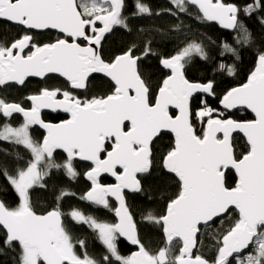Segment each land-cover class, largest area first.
<instances>
[{
  "label": "snow or ice",
  "instance_id": "6c2138e0",
  "mask_svg": "<svg viewBox=\"0 0 264 264\" xmlns=\"http://www.w3.org/2000/svg\"><path fill=\"white\" fill-rule=\"evenodd\" d=\"M172 5L156 15H171L178 22L181 15L195 8L199 19L215 21L237 33L236 44L248 46L252 34L241 19L264 12V0H250L239 5L225 0H169ZM126 0H0V20L19 26L22 31L11 41H0V87L24 86L31 77L64 78L69 89L42 88L23 101L0 97V143L23 146L29 153L22 159L8 149H0L13 163L0 160V193L11 189L16 206L0 199V255L12 253L11 264H264V50L255 55V67L247 82L227 89L215 99L214 79L191 81L186 66L196 55L208 59L202 43L188 40L173 54L158 57L167 70L161 83L153 88L142 69L144 61L157 54L147 41L143 48L135 42L118 51L107 50L110 34L117 27L131 31L124 14ZM134 16H151L152 9L136 0ZM264 25V17H260ZM55 30L59 35L50 42H39L35 33ZM217 70L235 74V65L225 62L237 49L221 43ZM93 74H102L112 83L109 94L78 96L76 90L88 91ZM45 109L68 114L58 123L45 121ZM247 109L252 119H232L228 113ZM19 114L23 123L13 126ZM202 125L198 128L197 125ZM45 130L40 141L33 139L31 128ZM234 133L242 134L246 151H237ZM174 134V143L160 157L165 176L176 179L179 189L168 198L159 215L150 210L142 222L158 226L163 246L150 252L139 234V227L126 204L125 190L142 192L141 175L150 174L156 157L154 141ZM63 150V161L55 153ZM77 161H89L84 174L91 187L80 199L97 207L110 208L109 198L118 207L117 223L100 221L81 210L68 215L97 234L105 249L99 259L90 256L86 241L74 237L65 213L58 206L67 195L61 189L57 206L38 212L33 197L46 192L53 172H63L75 180ZM236 176L232 177L231 172ZM107 173L114 184H102ZM234 179V186L229 180ZM232 211L238 218L217 234L216 254L209 260L194 254L199 236L211 231L217 220ZM123 238L136 250L124 256L118 241ZM176 245L178 251L173 254ZM79 249V250H78Z\"/></svg>",
  "mask_w": 264,
  "mask_h": 264
},
{
  "label": "trees",
  "instance_id": "16d2710c",
  "mask_svg": "<svg viewBox=\"0 0 264 264\" xmlns=\"http://www.w3.org/2000/svg\"><path fill=\"white\" fill-rule=\"evenodd\" d=\"M141 3L147 4L153 12L151 16H134L136 11V0H126V9L124 14L128 16V26L131 31H127L123 28L117 27L114 29V34H110L107 44V50L109 53L118 51L127 47L129 44L135 42L140 48L145 46L147 41H151V46L156 52L155 57H150L142 64V69L147 79L150 80L154 89L158 87L167 72L160 67L158 57L168 56L173 54L178 49L182 48L188 40H194L203 44L205 51L208 53V59L202 60L199 56H192L190 63L186 66V75L193 81H207L214 79L217 85V95L215 99L209 98L208 102L212 107H219V98L229 88L238 86L244 83L255 67V55L258 51L264 50V25L260 23V17H264V12H257L250 18L241 14V19L248 27L252 34V42L248 46L242 44H236L234 36L235 32H230L222 29L218 24L201 20L198 17L195 8H190V15H181L179 20L181 22L180 32L173 31V26L177 24V20L171 15H156L158 11H166L171 8L172 5L169 0H140ZM225 2H236L239 5L249 3L250 0H225ZM22 29L19 26L11 25L0 21V41H11L14 37L21 34ZM51 36V38H50ZM53 35H36V39L39 42H43L52 39ZM226 41L237 49L238 55H229L225 58V62L230 65H235V74L228 75L227 72H221L217 70V65L220 62L218 55L220 51L221 43ZM101 80L93 79L91 84L95 85L98 93H105V89L110 87L112 89V83L100 78ZM34 85V84H33ZM32 85V86H33ZM9 88V87H8ZM15 88V89H14ZM30 87L26 85L23 88L12 87L11 89H5L8 91H0L1 96L8 98L9 96H18L17 100L22 101L19 94L23 90H28ZM223 111L222 109H220ZM231 117L237 120L251 119L252 115L247 111H235L228 113ZM44 118L47 120H57L58 116L44 114ZM23 120L19 115L12 117V124L17 125L22 123ZM198 128H201L199 124ZM31 136L33 139L40 141L43 137V132L37 127H32ZM237 142V151H246L245 140L241 135H235ZM173 144V138L171 135H164L162 139L154 141L153 153L156 157L154 168L150 174L141 175L143 185V191L139 193H126V199L131 213L137 222L139 227V234L145 243V247L150 252H156L163 246V237L161 230L158 226L149 227L142 222V218L146 216L150 210L153 214L159 215L165 211V204L169 197L174 196L179 185L176 179L172 176H165L163 170L160 167V157L169 149ZM0 149H8L13 155H19L22 159L19 160V165L24 166V161L29 159V153L23 146H16L8 143H0ZM64 155L57 153L55 158L57 161H63ZM0 160L13 163L14 161L10 156H4L0 152ZM76 169L79 172L77 179L69 180L63 172H53L51 178L47 180L48 188L46 192H40L33 197L36 210L38 212H44L50 210L52 207L57 206L56 198L59 195L61 189L75 193L76 195H67L59 201V207L65 213V223L68 224L74 237L80 240L86 241L87 253L99 259L105 254V249L101 242L97 239V234L89 229L83 223H75L69 217L68 213L72 210H81L87 215H91L105 222H116L114 216L115 203L110 201V208L104 209L103 207L94 206L82 199V197L91 187L85 178L84 173L91 168L88 163L76 162ZM232 177H235L233 172L230 173ZM102 181L107 183L111 179L104 177ZM235 180H229V184L233 186ZM0 183H3L0 178ZM0 199L5 200L9 205L16 206L17 200L11 189L6 192L0 193ZM238 218V213L232 211L223 225L217 228L215 232H212L213 238L201 235L199 236V243L197 248V254L203 255L205 258L212 260L216 254V238L221 228L228 224V227ZM226 227V229L228 228ZM208 233V232H206ZM119 251L122 255H129L132 248L122 239L118 241ZM179 245L173 251L175 254L178 251ZM79 250V249H78ZM12 253L6 255H0V264H11L10 257Z\"/></svg>",
  "mask_w": 264,
  "mask_h": 264
},
{
  "label": "flooded vegetation",
  "instance_id": "af4514ba",
  "mask_svg": "<svg viewBox=\"0 0 264 264\" xmlns=\"http://www.w3.org/2000/svg\"><path fill=\"white\" fill-rule=\"evenodd\" d=\"M2 21V20H0ZM2 22H5V23H8V24H11V25H15V24H12V23H9V22H6V21H2ZM17 26V25H16ZM50 33L53 35L52 39L51 36L48 40L46 41H43L44 43H47V42H50L51 40H54L58 35L59 33L55 30H49V31H45V32H37L35 33V35H50ZM100 78L104 79V80H107L109 81L107 78L103 77L102 75H93V78H90V83H89V88H88V91H83V90H76L75 94L78 95V96H81V97H84V96H93V95H104V94H109L112 89L110 90V87L108 86L107 87V90L105 89V93H98V90H96V87L94 85L91 84L92 80L93 79H97V80H101ZM110 82V81H109ZM34 84V85H33ZM26 85H28V87H30V89L28 90H23V92H21L19 94L20 98H22V101H23V106L24 107H30V104L28 103V101H26L24 98L30 94H33V93H36L38 92L40 89L42 88H45V87H48V88H53V87H57V88H61V89H69V86L66 82V80L64 78H61L59 77L58 75H53L51 76V78H48V79H38V78H29L27 81H26V84L24 86H16L15 84H9V85H6V86H3V87H0V91H2V89H4V91H6L7 89H11L12 90V87L16 86V87H19V88H23L25 87ZM33 85V86H32ZM9 87V88H8ZM6 89V90H5ZM15 89V88H14ZM70 90V89H69ZM13 91V90H12ZM8 91H6L7 93ZM2 97V96H1ZM18 97V96H17ZM17 97L16 96H9L8 98H5L6 100L8 101H14V102H20L17 100ZM44 114H50V115H53V116H58L59 119L57 120H49V121H54V122H58V121H61L63 119H65L67 116L62 114V113H59V112H55V113H44ZM43 114V116H44ZM17 115V114H16ZM48 120V119H47ZM23 123V122H22ZM21 124V123H20ZM19 125V124H17ZM33 127H36V126H33ZM38 128V127H37ZM39 129V128H38ZM57 153H62V152H59L57 151L55 153V155ZM63 154V153H62ZM64 155V154H63ZM65 156V155H64ZM77 162H80L82 163L81 161H77ZM83 163H86V162H83ZM90 165V164H89ZM106 177V176H105ZM104 178V177H103ZM108 178V177H107ZM110 179V178H109ZM103 182V181H102ZM112 180L110 182H103L105 184H108V183H111ZM132 248V247H131ZM133 248H132V251L133 252ZM131 254V253H130ZM196 254H197V251H196Z\"/></svg>",
  "mask_w": 264,
  "mask_h": 264
},
{
  "label": "water",
  "instance_id": "95a60500",
  "mask_svg": "<svg viewBox=\"0 0 264 264\" xmlns=\"http://www.w3.org/2000/svg\"><path fill=\"white\" fill-rule=\"evenodd\" d=\"M2 21H4V20H2ZM7 22V21H6ZM208 22H213V23H216V24H218L222 29H224L220 24H219V22H215V21H208ZM13 24V23H12ZM224 30H227V31H230V32H232V30H228V29H224ZM166 72H167V70L166 69H164ZM253 70H254V68H253ZM252 70V71H253ZM93 75H102V74H93ZM250 75V74H249ZM248 75V76H249ZM103 76V75H102ZM31 78H36V77H31ZM188 78V77H187ZM248 78V77H247ZM38 79H41V78H38ZM189 79V78H188ZM109 80V79H108ZM190 80V79H189ZM110 81V80H109ZM191 81H193V80H191ZM199 82H201V81H199ZM247 82V79H246V81L244 82V83H246ZM243 84V83H242ZM241 85V84H240ZM240 85H238V86H240ZM235 87H237V86H235ZM219 107H220V109H222V107L219 105ZM25 108H27V107H25ZM223 110V109H222ZM235 111H247V112H249L251 115H252V118H253V114L251 113V111L250 110H247V109H236V110H232L230 113H233V112H235ZM46 112H48V113H55L54 111H52V110H50V109H45V110H43L42 111V113H41V116H42V118L45 120V121H48V122H52V123H58V122H60V121H58V122H54V121H49V120H46L45 118H44V116H43V114L44 113H46ZM59 113H62V114H64V115H66L67 117L65 118V119H68L69 117H68V114H66V113H63V112H59ZM17 115H19V114H17ZM21 118H22V120H23V117L21 116V115H19ZM232 119H234L233 117H231ZM251 118V119H252ZM65 119H63V120H65ZM237 120V119H236ZM62 121V120H61ZM36 127H38L44 134H43V136L45 135V130H43L42 128H40L39 126H36ZM168 135H171L172 136V138H173V143H174V134H168ZM235 135H241L242 136V134H240V133H234V136ZM57 151H59V152H62L64 155H65V153L63 152V150H57ZM56 151V152H57ZM81 162H86V163H88V164H90L91 165V167L93 166L92 165V163L91 162H89V161H81ZM90 169V168H89ZM88 169V170H89ZM87 170V171H88ZM86 171V172H87ZM85 172V173H86ZM84 173V174H85ZM233 173L235 174V176H236V173L233 171ZM108 177V178H110L111 180H112V182L111 183H108V184H114V183H116V180H115V178L114 177H112L110 174H107V173H104V174H102L101 175V177H100V182L102 183V184H105V183H103L102 182V178L103 177ZM84 178H85V175H84ZM85 180L86 181H88L86 178H85ZM89 182V181H88ZM90 183V182H89ZM108 184H105V185H108ZM234 186V185H233ZM89 190H90V188H89ZM126 193H130V194H133V193H139V192H132V191H130V190H125V197H126ZM109 199H111V200H113L114 201V203H115V208H117L118 207V202L115 200V198H112V197H110ZM126 204H127V207H128V209H129V211L131 212V210H130V208H129V206H128V203H127V199H126ZM114 216H115V220H116V223L118 222V220H119V218L116 216V214H115V210H114ZM123 241H125L130 247H132L134 250L133 251H135L136 249L133 247V246H131L127 241H126V239H123V238H121ZM198 248V247H197ZM194 251V254H196V251H197V249H194L193 250Z\"/></svg>",
  "mask_w": 264,
  "mask_h": 264
},
{
  "label": "rangeland",
  "instance_id": "374dc122",
  "mask_svg": "<svg viewBox=\"0 0 264 264\" xmlns=\"http://www.w3.org/2000/svg\"><path fill=\"white\" fill-rule=\"evenodd\" d=\"M0 97H1V93H0ZM22 124V123H21ZM20 125V124H19ZM200 125V124H199ZM13 126H18V125H13ZM201 126V125H200ZM88 182V181H87ZM89 183V182H88ZM90 184V183H89ZM109 200H111V199H109ZM113 201V200H112ZM114 202V201H113ZM115 210V209H114ZM84 213V212H83ZM85 214V213H84ZM85 215H87V214H85ZM156 215V214H155ZM70 217V216H69ZM229 217V215L228 216H226L225 218H224V220H223V222L224 221H226V219ZM101 221V220H100ZM102 222H105V221H102ZM106 223H110V224H114V223H116V222H106ZM222 226L223 225V223H220V221L219 220H217V222H216V224L213 226V228H212V230L211 231H208V233H205L204 234V236H207V237H209V238H213V234H212V232H215V230L218 228L219 229V227L220 226ZM226 227H228V224H225V226L223 227V228H221V231H223L224 229H226ZM127 256V255H126Z\"/></svg>",
  "mask_w": 264,
  "mask_h": 264
}]
</instances>
